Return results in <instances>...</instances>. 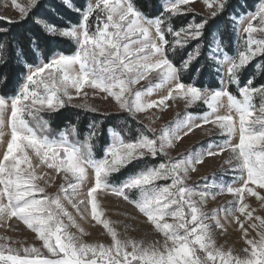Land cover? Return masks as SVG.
<instances>
[{"label": "snow or ice", "instance_id": "1", "mask_svg": "<svg viewBox=\"0 0 264 264\" xmlns=\"http://www.w3.org/2000/svg\"><path fill=\"white\" fill-rule=\"evenodd\" d=\"M10 2L20 20L0 17V83L4 84L0 92V227L10 226L11 221L30 230L42 245L17 246L19 242L11 236H0V264H264V215H254L256 209L249 202L255 198L264 207V83L254 84V77L244 82L240 78L252 60L264 57V0L247 12L236 10L246 9L243 3L234 7L230 0H203L213 19L231 12L233 29L239 32L240 48L235 56H229L223 40L217 39L216 54L210 51L205 58L216 65L217 74L223 73L219 88L204 84L203 75L211 65L201 62L200 43L178 62L169 58L177 46L184 48L192 40L199 41L209 23L206 17L199 21L193 17L178 30L171 27V17L187 14L192 0H168L156 18H149L135 0H93L83 7L61 0L80 17L78 24L64 28L43 18L41 0ZM90 18L95 20L94 29ZM22 21H31L46 34L74 41L76 49L27 65L17 88L4 70L13 59H31L33 50L39 48L35 37L28 49L8 39ZM167 34L172 35L171 41ZM153 77L158 83L152 82ZM143 80H149V86L137 89ZM228 85H235L238 94L229 91ZM155 87L165 89L159 99L150 98ZM90 94L111 98L130 116L166 109L171 107L169 101L182 102L186 108L199 103L208 111L198 117L188 114L158 136L151 128L127 139L113 132L103 157L96 159L93 141L100 133L95 125H90L81 143L70 139L75 127L57 136L41 115L59 112L73 105L75 97ZM225 99L228 111L220 114ZM75 106L95 111L90 105ZM206 124L217 127L227 139L175 160L150 163L168 157L175 142ZM234 137L238 142H233ZM225 152L230 154L225 163L236 173L231 184L210 186L207 177L202 178L203 187L188 183L198 166ZM139 164L144 167L121 183L111 182L112 174ZM53 175L63 181L56 193L47 191ZM160 181L168 183L161 185ZM108 193L142 214L162 235V242L123 237L113 222L104 218L98 197ZM225 193L232 200L222 209L223 217L221 210L205 211L209 199ZM66 205H71L80 219L102 225L110 241L86 242L83 237L88 233ZM222 219L234 222L241 232L246 246L239 253L217 244L215 229L220 234L227 232ZM250 230L256 235L250 237Z\"/></svg>", "mask_w": 264, "mask_h": 264}, {"label": "trees", "instance_id": "2", "mask_svg": "<svg viewBox=\"0 0 264 264\" xmlns=\"http://www.w3.org/2000/svg\"><path fill=\"white\" fill-rule=\"evenodd\" d=\"M43 8L41 13L43 18L48 19L50 22L55 23L59 28H64L69 25H76L80 21L79 15L65 7L61 0H41ZM76 7H83L86 0H71ZM168 0H135L138 7L149 18H156L164 12L165 3ZM230 3L236 7L241 3L247 5L246 9H240L236 7L237 11H254L258 5V0H230ZM231 12L218 16L215 19L210 16H202L197 13L188 12L187 14L174 15L170 19L171 27L174 29H180L186 26L195 17L196 21L201 18H208L209 23L206 26L204 35L199 41L192 40L184 48L177 46L175 51L169 53V58L174 62H178L182 57H185L188 52H191L197 43L201 44V62L206 65H211L207 74L203 75L205 86L214 88L221 87V74L215 72L216 65L205 58L209 55L210 51L215 55V42L217 39H222L224 42V50L229 56H235L240 48L237 45V40L233 30V24L231 19ZM94 18H90V25L94 29ZM6 22V21H5ZM168 20L165 21L167 26ZM15 37L16 39H12ZM35 37L38 40V51L33 50L32 58L24 57L19 62L13 59L8 68L4 71L7 72L10 79L13 81L15 87H19L24 80V76L27 72V65H33L44 63L54 53L71 54L76 49V45L68 38H63L58 35H49L39 30L31 21L25 23L21 22L19 26H15L11 36L8 37L12 40L13 44L19 45L20 48L28 49L32 47L30 45V39ZM183 37V34H182ZM167 38L171 41L173 39L171 34H167ZM2 42V41H0ZM23 69V71H21ZM254 77V84L264 83V57H257L251 64L247 65L241 72V81L244 82L248 78ZM11 87V86H10ZM4 84L0 83V92H3ZM228 90L233 94H238L235 85H228ZM11 94V93H10ZM255 102L259 103V98H255ZM208 111L206 106L196 107L190 110L193 115H202ZM43 119L47 121L49 129L52 133L59 136L60 133L69 132L75 127L76 132L70 136V139H75L83 143L86 140L87 133L90 130V125H95L100 135L93 141V155L96 159H100L104 155V149L111 143L110 132H119L126 139L139 135L147 128L136 121L128 113H110L103 114L99 112L90 111L87 109L67 106L56 113H41ZM162 157H157L150 163H159ZM143 164L137 165L135 168L129 165L127 169H122L119 173L112 174L110 180L114 184L121 183L129 175L143 168ZM162 185V184H161Z\"/></svg>", "mask_w": 264, "mask_h": 264}, {"label": "rangeland", "instance_id": "3", "mask_svg": "<svg viewBox=\"0 0 264 264\" xmlns=\"http://www.w3.org/2000/svg\"><path fill=\"white\" fill-rule=\"evenodd\" d=\"M87 3L93 2V0H86ZM21 4H27L28 0H18ZM259 7L261 0H258ZM167 3H165L166 5ZM188 12H194L202 16H210L209 9L203 3V0H192L191 9ZM187 12V13H188ZM0 17H7L12 20H20L18 11L11 5L10 0H0ZM95 24V20L93 21ZM234 30V29H233ZM235 37L238 42L239 32L234 31ZM74 42V41H73ZM75 44V42H74ZM216 54V53H215ZM259 57V56H257ZM257 57L254 59L256 60ZM222 58V57H221ZM252 60L249 64H251ZM248 64V65H249ZM221 76L223 73H220ZM153 83H158L155 81L154 77L150 78ZM149 86V80H143L135 87L137 89H145ZM222 86V85H221ZM228 87V86H227ZM87 90V89H86ZM165 94V89L163 87H155L151 93L150 98L159 99L160 96ZM171 107L166 109L153 108L146 113H139L133 117L136 121L143 124L147 129H155V135H159L161 131L166 126H174V122L179 120H184L187 118L188 114H191L190 110L196 107H202L206 105L194 104L191 107L186 108L184 103L169 101ZM86 104L90 105L95 109L94 112H99L103 114L110 113H126L121 110L118 105L111 99H102L100 96L89 95L88 97H75L73 105ZM77 107V106H75ZM89 110L87 107H79ZM207 108V106H206ZM91 111V110H90ZM220 114H227V101L225 99V107H222ZM198 117L200 115H193ZM110 132V138L112 142V133ZM227 139L226 136L219 134L217 127H214L212 124H206L202 128H198L189 136L184 137L182 140L175 142V145L168 149V157H162L164 159H178L182 154H187L192 151H199L202 147H207L209 144H219L223 143ZM233 142H238V137L233 138ZM3 149L0 148V151ZM230 154L228 152L223 153L220 156L214 158H208L203 166H198V171L192 172L191 179L188 181L189 184L197 183L200 187H203L205 181L202 178L207 177V183L211 186L213 183L220 184H231L235 178V170L232 167L225 163V160ZM36 163V161H34ZM45 171H47L45 169ZM63 183L61 177L52 176L51 181L48 183L47 191L50 193H56L59 191V186ZM160 184L168 183V181H160ZM87 189L85 188L84 191ZM100 201L101 209L104 212V218L109 219L113 222V225L116 227L117 231L123 237H130L136 240H144L147 242L161 241L163 237L161 234H158L154 231L153 227L146 223V218L142 214H138L132 205L124 202L122 198H117L111 193L107 195L98 197ZM232 200L230 194L218 195L214 200L209 199L205 205V211L211 213L215 210H221L220 215L223 217L224 213L223 208L227 207L229 202ZM249 202L253 208L256 209L254 215H264V207L256 201L255 198H249ZM69 212H71L77 218V222L85 229V232L88 235L84 236L83 239L86 242H109L110 236L106 233V230H103L102 225L95 224L94 221L90 222V219H80L79 215L71 207V205H66ZM171 222V221H170ZM222 222L225 223L227 232L220 234L219 229H215L217 233V244L226 245L228 248H234L237 253L246 246L244 239L242 238L241 232L238 230V227L233 223H228L222 219ZM10 226L0 227V236H11L13 241L19 242L17 246H27L35 245L36 247H41L42 242L35 238L30 230L22 229L21 226L9 222ZM15 229V230H13ZM73 232L76 231L75 228L72 229ZM250 237L255 236L256 233L250 230ZM46 252V249H42Z\"/></svg>", "mask_w": 264, "mask_h": 264}]
</instances>
